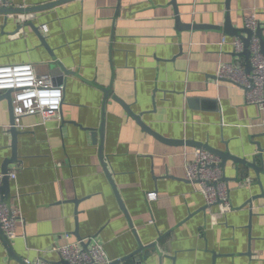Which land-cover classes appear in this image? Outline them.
<instances>
[{
    "label": "crops",
    "instance_id": "0c3cea01",
    "mask_svg": "<svg viewBox=\"0 0 264 264\" xmlns=\"http://www.w3.org/2000/svg\"><path fill=\"white\" fill-rule=\"evenodd\" d=\"M7 1L1 7L55 0ZM226 3L71 0L0 11V64L33 63L65 87L61 119L23 117L20 161L9 170L16 177L12 210L24 215L11 242L29 264L39 256L60 263L55 247L80 240L77 231L113 260L146 246L141 258L122 264H264V173L229 159L234 209L207 205L186 177L198 146L156 138L134 117L166 138L264 163L258 106L241 86L216 76L222 63L236 61L238 37L177 29L175 6L184 23L224 26ZM230 12L239 28L257 13L264 34V0H231ZM53 64L70 72L58 79ZM10 119L8 101L0 99V172L12 155ZM0 264H19L1 238Z\"/></svg>",
    "mask_w": 264,
    "mask_h": 264
},
{
    "label": "built area",
    "instance_id": "2783aa9c",
    "mask_svg": "<svg viewBox=\"0 0 264 264\" xmlns=\"http://www.w3.org/2000/svg\"><path fill=\"white\" fill-rule=\"evenodd\" d=\"M4 3L0 0V7ZM260 21L257 13H252L245 19V26L256 32ZM225 35L222 43H225ZM235 53H242L245 49L241 39L233 40ZM252 71L246 70L241 58L236 61L222 63L216 71L220 79H228L241 86L245 91V100L249 104L258 106L263 117L264 128V53L259 37L255 34L251 40ZM240 60V61H239ZM12 91V105L14 106V124L17 128H24L23 117L39 114L43 122L51 118L61 119L65 97V87L56 85L51 76L40 74L32 63L0 64V92ZM194 158L186 165V177L195 182L202 193L207 205L223 204L227 210H233L231 203V188L225 179L220 155L210 152L203 147L193 150ZM9 177L16 178L15 173L9 172ZM4 173L0 172V185ZM157 193H149L150 199H155ZM24 219L22 212L14 211L0 197V226L10 240L18 237L16 225ZM86 239L72 241L55 247L61 257V262H53L39 256L34 264H108L113 261L106 252L104 245L94 241L86 250L81 244ZM89 243V242H88ZM29 263V261L27 260Z\"/></svg>",
    "mask_w": 264,
    "mask_h": 264
},
{
    "label": "water",
    "instance_id": "95a60500",
    "mask_svg": "<svg viewBox=\"0 0 264 264\" xmlns=\"http://www.w3.org/2000/svg\"><path fill=\"white\" fill-rule=\"evenodd\" d=\"M3 1H4V3L8 2L7 0H3ZM66 1H71V0H55L52 2H48L47 4H44V5L30 6L29 8H22V7H16V6L9 7L7 5H4L3 7L0 8V11H4L7 13L8 12H10V13H13V12H31V11L47 9L48 7L56 6V5L62 4V3H66ZM174 4L176 5L175 1H174ZM230 4H231V0H227V3H226L227 15H226V20H225L224 26L212 25V24H208V23L207 24H199V23H191V22L190 23H184L181 19V15L179 14L178 7L175 6L176 7L175 10H176V14H177V18H176L177 29L178 30H190V29L191 30H195V29L207 30V29H211V30H217V31L223 32L224 34H228V35L238 37L244 43L245 49L243 50L242 53H238V54L235 53V56H238L239 58L244 57L246 70L250 72L253 69V64H251V56H252V50L250 47L251 40H252V37L256 34L260 39V44L262 46V50L264 53L263 29H262L261 25L258 26V28H257L258 30L256 32H254L252 29L248 28L247 26H243V28L235 27L232 23V20H231ZM33 27L41 35V32L38 29V27L36 25H33ZM42 39L44 40V43H45L46 41H45L43 36H42ZM52 70H53V74L56 75V77L58 76V79H61L63 76H65V74L70 72L68 69H65L62 64H60V65H54L53 64ZM71 72H73V71H71ZM223 80H226V79H223ZM0 99H7L8 104L10 106V114H11L10 132L12 134V142H13L12 143V155H11V157L7 158V160L5 161L3 168H2V173H4V176H3L4 178H3L2 184L0 185V197L8 205V207L10 209H12L13 194H11V177H9L8 173H9L11 164H16L18 161H20L19 155H18V149H17V146H18L17 145L18 144L17 136L20 133V129L17 128V126H15V124H14L15 116H14V106L12 105V91L8 90L6 92H0ZM134 117H135L136 121H138V123L141 124V126L144 130L151 133L156 138H160V139L164 140L165 142H169L172 144L181 143V144H185V145L195 144L198 147H203V148L209 150L210 152L212 151L215 154L220 155L222 158L221 165H222L223 169H225L227 161L229 159H232L237 165L243 164L245 166L252 167L254 170H256L258 175H261V173H264V163L262 162L261 164H259L257 159L248 160L247 158L246 159L241 158L237 155L230 153L227 150L222 151V150L216 149L212 146H209V145H206V144H203L200 142L197 143V142H192V141H188V140H184V139L172 140L170 138H166V137L162 136L161 134H159L158 132L154 131L151 127H149V125H147V123L142 119L141 115L134 116ZM94 137H95L94 139H96V132H94ZM225 179L228 180V178L226 176H225ZM261 196H264V193ZM74 202L76 203V205H78L80 200L74 199ZM121 206L124 209V206L122 203H121ZM76 234H77L78 238L81 240L82 237L79 235V231H77ZM0 238H1V240H3L5 247L8 248L10 256L14 260H16L19 264H29L23 256L18 255L16 253V251L12 245L11 240L9 239V237L7 236V234L2 229L1 226H0ZM81 245L86 250H88L89 246H90L88 242H82ZM153 246H156V245L153 244ZM144 249H146V246L143 245L139 250H137L136 252L126 256L125 258L113 260L112 262H110L108 264H122L126 261V259H128L129 257H132V256H139V258H141Z\"/></svg>",
    "mask_w": 264,
    "mask_h": 264
}]
</instances>
